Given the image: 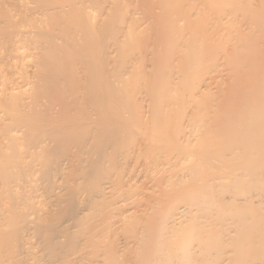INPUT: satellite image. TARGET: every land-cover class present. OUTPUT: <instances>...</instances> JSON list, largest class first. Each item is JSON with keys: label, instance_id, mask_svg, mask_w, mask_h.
I'll return each instance as SVG.
<instances>
[{"label": "bare ground", "instance_id": "1", "mask_svg": "<svg viewBox=\"0 0 264 264\" xmlns=\"http://www.w3.org/2000/svg\"><path fill=\"white\" fill-rule=\"evenodd\" d=\"M0 264H264V0H0Z\"/></svg>", "mask_w": 264, "mask_h": 264}]
</instances>
